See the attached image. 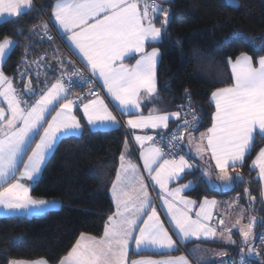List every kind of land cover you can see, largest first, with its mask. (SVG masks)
I'll list each match as a JSON object with an SVG mask.
<instances>
[{"label": "snow or ice", "instance_id": "6c2138e0", "mask_svg": "<svg viewBox=\"0 0 264 264\" xmlns=\"http://www.w3.org/2000/svg\"><path fill=\"white\" fill-rule=\"evenodd\" d=\"M227 2L233 7H238L237 0ZM32 6L33 0H0V16L18 18L30 11ZM161 13L163 19L157 27L154 20ZM169 16V9L162 8L156 0H56L49 22L57 28L61 39L66 38L65 44L69 51L78 56L90 70L91 78L86 77L74 66L69 72L64 65L72 64V61H65L61 57L56 61L61 65L60 74L49 86L47 73L42 71L41 64L45 57L28 61L26 48L25 55L18 63L24 64L26 71L30 70L32 65L36 66L37 85L41 75L45 76L44 88L40 89L39 93L31 80L24 84L22 94L13 87L12 78L3 72V62L16 41L9 36L0 40V97L7 104L6 110L0 107V209L3 210V215L38 211L48 204L45 200L34 199L29 194L28 186L22 181H33L39 176L42 165L60 138L82 134L80 119L73 114L77 101L82 100L81 96H71L74 77H79L80 87L85 84L90 86L88 96L92 98L86 103H81L79 107L82 108L87 123L96 129L119 127V121L109 110L105 100L92 90V78L102 81V88L121 114L131 115L140 109L142 101L157 97V67L161 53L155 47L148 51L145 45L161 41L169 23ZM36 27H42L49 40L54 39L48 32V22L34 25L30 31ZM17 34H21V30H17ZM261 46L264 47V41ZM131 54H139V58L133 65L124 64V59ZM227 63L231 68L232 84L217 88L211 93L209 102L215 106L212 123L200 133L195 148L201 160L210 154V161L215 162V169L207 167L203 174L210 176L212 171L218 170L217 178L222 182V186L231 189L235 183L241 182L243 177L241 173L230 172L229 169L243 166L257 135L264 139V56L254 62L252 56L241 53L235 60L229 58ZM48 68L50 69L51 65H48ZM185 95L189 96V99L186 104L180 106L181 111L160 114L153 108L147 116L135 115L126 123L133 130L168 129L170 119L175 118L178 121L176 129L166 141L169 149L167 154H171L172 159H165L164 149L158 146L165 143L163 135L134 136L135 142L140 146L144 171L161 190L163 206L167 208V215L174 226L177 240L187 243L191 238H218L225 243L235 244L232 229L240 223L239 220L237 224L225 228L221 219L219 228L222 231L219 237L217 227L211 226V209L218 204L216 200L205 197L193 218L190 212L194 210L196 202L181 195L184 190L192 188V182L169 188L171 181L181 179L183 174L196 167L183 155L175 158L185 136L189 145L196 140L192 133L200 126L202 119L195 112L192 113L191 119L184 118L187 114L182 117L184 108L194 107L187 89ZM25 96L37 98L30 102L23 98ZM53 110L55 115L49 120L48 115ZM38 135L39 140L36 141L35 147H32ZM30 147L31 153L25 160L24 156ZM127 155L126 140L120 156V167L112 186L116 211L108 217L103 236L97 238L82 233L58 264H127L130 242L133 240L136 250L176 248V242L164 228L156 208L152 205L145 179L139 175L137 165L127 159ZM253 167L259 168V180L264 184V148L253 161ZM128 189H132L135 196ZM244 191L246 195L249 194L247 188ZM261 197V202L264 203V187L261 189ZM255 199L250 197L249 203H254ZM148 208L152 209L150 213ZM145 215L147 219H144ZM141 220L143 224H140ZM254 223L255 218H252L246 228L240 227V243L246 247L249 256L256 252L255 242L251 240ZM137 228L139 232H136ZM261 246L264 247V234L261 235ZM245 247L240 248L239 264H245ZM196 251L198 250H190L193 256ZM215 254L225 255L224 252ZM203 260V257L197 259V264H201ZM7 264L48 262L43 258H10ZM131 264H189V261L180 256L162 260H133ZM204 264H207V261H204ZM233 264L237 262L233 261ZM261 264H264V261Z\"/></svg>", "mask_w": 264, "mask_h": 264}, {"label": "trees", "instance_id": "16d2710c", "mask_svg": "<svg viewBox=\"0 0 264 264\" xmlns=\"http://www.w3.org/2000/svg\"><path fill=\"white\" fill-rule=\"evenodd\" d=\"M30 11L18 18L0 22V40L5 36L16 41L3 63V72L14 78L25 55L33 58L46 52L50 63L51 78H55L60 68L57 59L69 57L71 51L64 40H46L42 37L40 25L45 19L50 20V12L55 0H33ZM238 7L231 6L227 0H165L160 5L168 6L169 23L159 43L153 42L161 53L157 67V97L142 106L143 111L155 108L159 113L176 110L185 90L190 93L200 117L201 132L211 124L214 106L210 103V94L217 88L232 84L228 59H234L241 53H247L255 61L264 54V0H237ZM161 14L155 17L159 27ZM21 30V34H17ZM36 78L30 76L23 80ZM43 81L40 80V85ZM150 107L147 108V106ZM83 132L78 136L60 138L54 151L46 161L40 178L33 184L31 194L39 199H55L60 205L56 209L40 215L0 216V264H7L8 259L34 260L43 258L48 263H57L72 248L82 233L100 237L105 223L114 212L110 198V187L115 179L121 152L127 140L125 129L121 126L113 129L90 130L83 120ZM264 139L256 136L243 166L235 169L243 180L235 183L231 189L223 191L210 186L197 171H189L182 179H192L194 186L188 194L196 200L203 197L222 198L246 205L251 217L254 216L253 241L264 234V203L261 202L260 184L250 162ZM231 169L230 171H234ZM245 188L249 194H245ZM250 197H255L250 204ZM221 206V205H220ZM219 228V226H217ZM236 243L215 240H189L181 243L183 249L197 243L210 245L226 252L207 261L215 264L217 260L241 256V238L232 232ZM139 254H156L139 252ZM252 264L264 261V249L257 257L250 258L245 247L244 258ZM203 264V263H202Z\"/></svg>", "mask_w": 264, "mask_h": 264}, {"label": "crops", "instance_id": "0c3cea01", "mask_svg": "<svg viewBox=\"0 0 264 264\" xmlns=\"http://www.w3.org/2000/svg\"><path fill=\"white\" fill-rule=\"evenodd\" d=\"M34 2V1H33ZM56 3V0L54 1L53 5ZM52 5V7H53ZM141 7V11H143V7ZM51 11H52V8H51ZM50 16H51V12H50ZM10 19L9 17L7 16H0V22H3L5 20H8ZM54 20V18H52ZM52 23V22H51ZM53 25V23H52ZM54 26V25H53ZM56 31H57V28L55 27ZM66 39V38H65ZM65 39L64 42H65ZM153 43V42H152ZM151 43H147L145 45L146 49L148 51H151L152 48H157L156 46H150ZM13 48V47H12ZM11 48V49H12ZM11 51V50H10ZM9 51V52H10ZM8 52V54H9ZM7 54V55H8ZM73 54V53H72ZM74 55V54H73ZM76 56V55H74ZM239 56V55H238ZM261 56H264L261 55ZM7 57V56H6ZM80 61L81 59L76 56ZM260 57V56H259ZM258 57V58H259ZM139 58V54H131L128 58L124 59L123 63L126 64V65H133L135 63V61ZM236 58V57H235ZM232 59V60H235ZM257 58V59H258ZM6 59V58H5ZM256 59V60H257ZM65 61H71L69 60V57H66L64 59ZM255 60V61H256ZM5 61V60H4ZM254 61V62H255ZM4 63V62H3ZM84 64V63H83ZM70 64H65L64 67H68ZM85 65V64H84ZM60 68H61V65L59 64ZM60 68L57 70V73L59 72ZM229 69H230V73H231V68L229 66ZM5 74V73H4ZM7 77L9 78H12V76H9L7 74H5ZM13 80V87L17 90L18 93H23L24 91V87H21V88H17L16 85H15V82H14V78H12ZM36 82H34V86L33 87H36L37 89V92L39 93L40 89H43L44 86L38 84L37 85V80H35ZM100 82V84L102 85V81L98 80ZM53 83V82H52ZM51 84V83H50ZM49 84V86H50ZM230 86V85H228ZM227 87V86H226ZM215 91V90H214ZM103 92L104 94L103 95H100L101 98H103L105 100V103L108 104V107H109V110L112 111L113 115L116 116L117 120L119 121V126L123 127L125 129V132H126V137H127V141H128V155H127V159L130 160L132 163L136 164L138 169H139V175L141 177H143L146 181V188H147V191H148V194H149V197L152 201V205L156 208L157 210V214L160 218V221L163 223V226L164 228L169 232V235H171L173 237V240L176 242V248L174 250H136L135 248L134 251L131 250L129 251V254H128V257H127V264H131V262L133 260H141V259H152V260H155L157 259V257H160L162 259H168V258H175V257H180V256H184L188 259L189 261V264H197V259L191 254L190 252V249H183L182 247H180V242L177 240V237H176V234H175V230H174V226L171 224L170 222V217L167 215V208L163 206V200L161 199V190L159 188L158 185H155L156 187H154V191H151L150 193V190L151 187L149 186V183H151V185L154 183L152 182L149 177H148V174L147 172L144 171V168H143V161L140 159V146L135 142L134 140V136L135 135H153V136H156V134L164 131L165 129H151V128H148V129H131L130 126L127 125L126 121L132 117H134L135 115H144V116H147L149 114V110L150 109H153V108H150L148 111H143L142 110V106L144 104H146L149 100H144L142 101L141 103V107L140 109L137 111V112H134L132 113L131 115H127V114H121V112L117 109L116 105L111 102V99L110 97L107 96L106 94V90L103 89ZM211 96V94H210ZM24 99H28L30 102L34 101L37 97L36 96H33V97H23ZM91 99V98H90ZM87 100L83 103H86ZM214 106V104H213ZM0 107H3L5 108V110L7 109V104L3 101V98L0 97ZM59 107V105H57V108ZM215 111V106H214V110L213 112ZM172 112H177V110L175 111H170V112H163V113H172ZM163 113H160V114H163ZM73 114L77 116L78 119L80 120H83L84 123L86 124V126L92 130V131H97V130H105V129H113V128H117V127H113V128H101V129H96V128H93L92 126H90L88 123H87V120L86 118L84 117L83 115V111H82V108L78 107V108H73ZM55 115V110H53L49 115H48V119L50 120L51 117ZM176 121L175 118L173 119H170L169 121V126L174 123ZM81 122V121H80ZM212 123V121H211ZM81 125H82V122H81ZM45 127L47 126V124L45 123L44 125ZM211 124L208 126L210 127ZM83 127V126H82ZM207 129V128H206ZM205 129V130H206ZM205 130L201 131V132H204ZM43 129H41V133H42ZM201 132H196L194 131L192 134L193 136L196 138V140H194L193 144L192 145H189L187 143V137L185 136V140L183 142V148H184V155L185 156V159H187L189 161V163L193 164V165H196V167L191 170V171H197L203 178H204V169L207 168V167H210L211 169H215V162L214 161H210V154L208 155H205L203 160H201L200 156L197 155L196 153V148H195V144L199 142V136H200V133ZM259 136V135H257ZM39 140V135L36 137V140L33 141L32 143V147H35V143L36 141ZM57 144V143H56ZM186 144V145H184ZM125 147V146H124ZM146 147H147V144H146ZM55 148V147H54ZM264 148V145L262 147L259 148V150L256 152L255 156L253 157L252 161L250 162V169H252L253 171H255L257 177H258V180H259V168L258 167H253V161L256 159L258 153L260 152V150ZM124 150V148H123ZM54 151V149H53ZM52 151V152H53ZM52 152L49 153V156L48 158L50 157V155L52 154ZM31 153V147L28 149V153L25 154L24 156V159L26 160L27 159V155ZM121 156V155H120ZM47 158V160H48ZM167 159V158H165ZM46 160V161H47ZM162 162V161H161ZM46 163V162H45ZM45 163L42 165V169H41V172L39 174V176L33 180V181H28V180H24L22 181L23 183L26 184V186H28L29 188V194L32 196L31 194V188L33 186V184L40 178L41 176V173H42V170H43V167L45 165ZM23 167V164L21 163L20 164V168ZM120 167V159H119V165H118V168ZM117 168V169H118ZM230 171V169H229ZM189 172V171H188ZM187 172V173H188ZM232 172V171H230ZM218 173V170H215V171H212L210 173L211 176L214 177V175L216 176V174ZM17 175H19V170L17 171ZM185 174L182 175V177L184 176ZM116 176H117V171H116ZM116 176H115V179L114 181L116 180ZM204 180L206 181V179L204 178ZM189 181L192 182V187L194 186V182L192 179H179V180H174V181H171L169 183V188H175L177 186H179L180 184H185V183H188ZM210 181L214 182V178L213 179H210ZM207 182V181H206ZM208 183V182H207ZM216 185L220 184V182L217 180L216 182ZM209 184V183H208ZM259 184H260V195H261V189L262 187H264V184H262V182L259 180ZM6 186V185H4ZM112 186H113V183L110 187V198L113 202V206H114V212L116 211V204L114 202V199H113V195H112ZM136 187L138 188L139 185L137 184ZM191 189V188H190ZM184 190L181 195L192 200V201H195V205H194V210L192 212H190V215H192L193 218H195V211L199 210V206H200V203L204 200L205 197L201 198L200 200H196L194 199L193 197H191L189 194H188V191L190 190ZM128 191L133 195L135 196V192L132 190V189H128ZM34 199H39V198H35L34 196H32ZM208 198V197H207ZM208 199H211V198H208ZM39 200H45L48 202V204L46 206H43L41 210H38V211H33V212H23V213H20V214H16V215H26V216H33V215H40L42 213H44L45 211H48V210H51V209H56L59 207L60 203L55 200V199H47V198H44V199H39ZM151 208H148V212L150 213L151 212ZM212 210V215H213V219L220 216L222 218V220L224 221V217L222 215V212H220L219 210H221V206L219 204H217L214 208L211 209ZM113 212V213H114ZM112 213V214H113ZM0 216H4L3 215V210L0 209ZM144 219H147V215L144 216ZM212 219V220H213ZM143 222V221H142ZM212 222V221H211ZM167 224V225H166ZM212 226V225H211ZM217 237H219L221 235V229L220 228H217ZM139 232V231H138ZM104 233V231H103ZM103 233L101 236H103ZM100 236V237H101ZM99 238V237H97ZM190 240H196L195 238H191ZM201 240V239H200ZM221 240V239H219ZM223 241V240H221ZM130 248H131V245H130ZM220 250V252H223L222 249H218ZM139 252H153V253H156V254H139ZM200 254V253H199ZM209 255V254H208ZM218 256V255H217ZM208 257V256H206ZM206 257H203L205 258L203 261H201V264L203 263L204 264V261H208V260H211V259H215L217 258L215 253H213V256H210L209 255V258H206Z\"/></svg>", "mask_w": 264, "mask_h": 264}, {"label": "built area", "instance_id": "2783aa9c", "mask_svg": "<svg viewBox=\"0 0 264 264\" xmlns=\"http://www.w3.org/2000/svg\"><path fill=\"white\" fill-rule=\"evenodd\" d=\"M163 1H165V0H156V2L159 3V4H161ZM149 2H151V0H149ZM49 21L50 20L45 19V22H48V32L54 38L53 40H58V41L62 40L60 35L56 31L55 27ZM42 37L45 38L46 40H49L48 37L46 35H44V30L42 32ZM41 56H44L46 58L47 57L46 52H42L39 55H36L33 58H30V59H27V60L28 61H35V60H37V58H39ZM71 59H72L71 60L72 64H70L67 67L69 69V72H71V70H72V68L74 66V67L80 69L81 72H83V74L86 77H90L91 78L90 70L88 68H86L85 65L76 56H74L72 53H71ZM44 63H45V59L41 62V64H44ZM42 71L47 73L46 78H47L48 84L54 82L53 80H56L58 78L59 74H60L59 73L58 76L55 79H52L51 78V71H54V69H52V68L49 69L48 65H46V64H45V66L42 65ZM36 72H37V68H36L35 65H32L30 70L26 71L25 65L24 64H20V66L18 68V71H17L16 78H17L18 81H23V80L27 79L30 76H36L35 75ZM22 73H23V75H21ZM92 79H93V85H91L92 90L94 92L98 93L99 95H103L104 92H103V88H102V85L100 84V82L97 79H95V78H92ZM44 80H45V76L43 75V77H42L43 83H44ZM73 80H74V83H73L72 89H71V96L73 98H75L76 96H81L82 97V100L77 101V104L74 106L75 108H78L81 103L85 102L86 100H88V99H90L92 97L88 96V88L90 87L89 85L85 84L83 87H80L79 86V77H74ZM67 82L68 81L66 79L65 83H67ZM188 99H189V96H186L185 93H184L183 98L176 105L177 112L181 111L180 106L183 105V104H186ZM190 99L192 100L191 95H190ZM193 105H194V103H193ZM193 112H195L196 115L199 116V114H198V112H197V110L195 108V105L192 108H184L182 110V112H181V115H182V117H184V114H187L186 117H184V118L191 119ZM177 122L178 121H175L174 123H172L168 127V129H165L164 131L156 134L157 137L160 136V135H163L164 138H165V143L159 144L158 146H160V147H162L164 149V151L166 153L164 158H167V159H172L173 156L171 154H167V153H169V149H168L166 141L171 136L172 131L176 129ZM179 155H184L183 143L181 144L180 148L178 149V155H176L175 158L178 159ZM221 219L222 218L220 216L214 218L212 220V222H211V225L214 226V227L219 226V221ZM255 247H256V252H254L251 256L248 255L250 258L257 257L258 255L256 253H260V250L264 249V247L261 246V236L258 238V241L255 242ZM240 259H241L240 255L239 256H235V257H228V258H223V259L217 260L215 264H233V261H236L237 264H239ZM244 261H245V264H252V262H250L248 257L244 258Z\"/></svg>", "mask_w": 264, "mask_h": 264}, {"label": "rangeland", "instance_id": "374dc122", "mask_svg": "<svg viewBox=\"0 0 264 264\" xmlns=\"http://www.w3.org/2000/svg\"><path fill=\"white\" fill-rule=\"evenodd\" d=\"M142 6V5H141ZM143 7V6H142ZM165 8H167V9H169L168 8V6H166ZM161 15H162V13H161ZM170 17V16H169ZM163 19V15L161 16V20ZM157 26V25H156ZM158 27V26H157ZM47 60H45V62H46ZM45 64L46 65H50V63H44V64H42L43 66H45ZM52 66V65H51ZM53 67V66H52ZM60 72H58L57 73V75L55 76V78L58 76V74H59ZM52 74V73H51ZM42 77H43V75H41V77H40V80H42ZM29 78V77H28ZM33 78H36V76H33ZM55 78H53V79H55ZM54 82H55V80H53ZM42 86H44V83H42ZM148 107H150V105H148L147 106V108ZM142 110H143V108H142ZM184 145H186V144H184ZM234 171H236V172H239L238 171V169H235ZM240 173V172H239ZM217 176H218V173L216 174V176L214 175V177L213 176H204V178L206 179V181L209 183V185L210 186H212V187H214V188H216V189H222L223 191H227V190H229V189H226V188H224L223 186H222V182L217 178ZM214 178V182H212V181H210V179H213ZM219 181L220 182V184H218V185H216V181ZM149 183V186L151 187V189L152 190H150V193H151V191H154L153 189H154V187H156L155 185H154V183L151 185V183L150 182H148ZM154 186V187H153ZM234 186V185H233ZM232 186V187H233ZM230 196V195H229ZM228 195L227 196H225V197H222V198H214V197H212L211 199H209V200H216L217 202H218V204L219 205H221V210H219L220 212H222V215H223V217H224V226H225V228H227V227H230L231 225H234V224H237V221L239 220V224H237V226L235 227V228H233L232 229V232H234L235 231V233L236 234H238V237H240V227L241 226H244L245 228H246V226L248 225V223L252 220V218H254V216L253 217H251V215L249 214V210L247 209V207H246V205H242V203H238L237 202V200L235 199V200H232V198L231 197H229ZM242 210H244L243 211V217L241 218V212H242ZM143 220H141L140 221V224H143V222H142ZM167 225V224H166ZM214 227V226H213ZM139 231V229L137 228L136 229V232H138ZM217 233H218V231H217ZM83 234H85V233H83ZM85 235H88V236H91V235H89V234H85ZM81 236V234L79 235V237ZM78 237V238H79ZM94 237V236H93ZM253 235H252V237H251V240H253ZM241 238V237H240ZM196 239V238H195ZM201 240H213V239H215V240H217L218 238H212V239H205V238H200ZM200 239H196V240H200ZM232 239L233 240H235V238L233 237V235H232ZM130 245H131V248H130V251L131 250H133L134 251V249L133 248H135V243H134V240L132 241V242H130ZM136 249V248H135ZM193 249H197L198 251H196V253H195V258L196 259H199V258H201V257H206V256H208V257H206V258H209V255L210 256H213V253H218V252H220V250H218L217 248H215V247H212V246H210V245H203V244H200V243H197L196 245H193V246H190V250H193ZM200 253V254H199ZM224 253H225V255H226V252L224 251ZM209 254V255H208ZM66 255V254H65ZM64 255V256H65ZM216 255V254H215ZM224 255V256H225ZM216 257H220L219 255L217 256L216 255ZM39 259H41V258H39ZM205 259V258H204ZM35 260V259H34ZM155 260H162V258H160V257H157V259H155ZM59 262V261H58ZM58 262L57 263H55V264H58ZM48 264H50V263H48Z\"/></svg>", "mask_w": 264, "mask_h": 264}, {"label": "water", "instance_id": "95a60500", "mask_svg": "<svg viewBox=\"0 0 264 264\" xmlns=\"http://www.w3.org/2000/svg\"><path fill=\"white\" fill-rule=\"evenodd\" d=\"M27 82H28V80H26L25 82H22V81H21V82H19V86L22 85V86L24 87V84L27 83Z\"/></svg>", "mask_w": 264, "mask_h": 264}]
</instances>
